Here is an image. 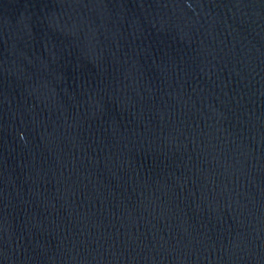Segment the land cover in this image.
Listing matches in <instances>:
<instances>
[{
	"label": "water",
	"instance_id": "obj_1",
	"mask_svg": "<svg viewBox=\"0 0 264 264\" xmlns=\"http://www.w3.org/2000/svg\"><path fill=\"white\" fill-rule=\"evenodd\" d=\"M0 264H264V0H0Z\"/></svg>",
	"mask_w": 264,
	"mask_h": 264
}]
</instances>
